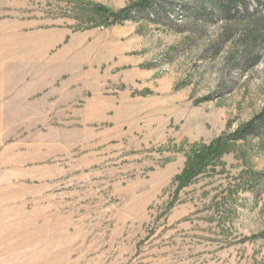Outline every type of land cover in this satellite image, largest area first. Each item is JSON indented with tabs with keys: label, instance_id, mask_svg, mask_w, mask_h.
Segmentation results:
<instances>
[{
	"label": "rangeland",
	"instance_id": "rangeland-1",
	"mask_svg": "<svg viewBox=\"0 0 264 264\" xmlns=\"http://www.w3.org/2000/svg\"><path fill=\"white\" fill-rule=\"evenodd\" d=\"M140 1L0 0V264H264V0Z\"/></svg>",
	"mask_w": 264,
	"mask_h": 264
},
{
	"label": "trees",
	"instance_id": "trees-1",
	"mask_svg": "<svg viewBox=\"0 0 264 264\" xmlns=\"http://www.w3.org/2000/svg\"><path fill=\"white\" fill-rule=\"evenodd\" d=\"M198 4L199 8H195L193 15L188 17L204 18L206 15L217 14L225 20L234 21L238 17L237 8H245L248 11V5L254 1L259 6L262 4V0H194ZM151 5L150 0H141L131 8L123 10L121 13H112L106 10L104 7H96V10L100 14H106L113 20L131 21L134 20V10H137L139 14L146 13ZM235 8V9H234ZM206 14V15H205ZM236 140H245L249 137H258L264 141V108L262 112L256 116L252 121L245 124L242 128L237 130L234 135ZM264 143V142H263Z\"/></svg>",
	"mask_w": 264,
	"mask_h": 264
}]
</instances>
